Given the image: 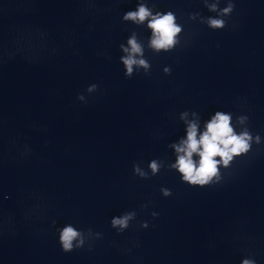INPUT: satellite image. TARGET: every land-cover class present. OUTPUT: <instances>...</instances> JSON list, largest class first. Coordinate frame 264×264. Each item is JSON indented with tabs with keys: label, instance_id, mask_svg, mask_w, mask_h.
Here are the masks:
<instances>
[{
	"label": "clouds",
	"instance_id": "obj_1",
	"mask_svg": "<svg viewBox=\"0 0 264 264\" xmlns=\"http://www.w3.org/2000/svg\"><path fill=\"white\" fill-rule=\"evenodd\" d=\"M203 2L210 12L217 13V15L205 18L199 13H191L189 19L195 20L199 17L202 23H206L209 28L214 30L225 28L227 24L225 17L230 16L235 7L232 0H227V4L223 8L219 7L220 0H214L213 3H209L208 0H203ZM154 9L155 5L149 7L147 0H138L135 10L127 11L122 19L125 22L131 21L137 26L146 25V28L151 32L148 47L155 53L172 51L180 43L179 36L183 31V26L178 23L177 16L173 11L162 12ZM120 48L125 53L120 59L124 65L126 77L132 76L134 68H143L145 73L148 72L151 65L144 58V46L135 32L128 37L127 46L121 44ZM170 71L171 69L168 67L164 69L166 74H169ZM97 87L93 84L88 87L87 91L93 92ZM78 99L83 100V95H80ZM189 114V111L180 114V119L186 125V136L181 138L178 143L169 145L174 149L176 155L175 163L170 164L169 168L178 172L181 180L190 186L204 187L212 183H219L221 168L227 169L234 158L247 154L253 143H261V137L253 136L247 127L237 131L233 124V115L230 112L216 111L204 123L203 131L200 130L198 113L191 112L193 119H188ZM247 120V116L236 117V123L239 125H246ZM148 167L151 174L155 176L160 172L163 163L153 159ZM133 172L144 179L150 178L138 164L133 165ZM161 192L165 197L172 194L167 188H161ZM153 215L157 214L153 213ZM134 216L135 213L130 212L120 217H114L111 220V226L123 231L129 227V221ZM142 226L147 227V224ZM58 232L62 251L66 253L83 248L86 244V233L92 234L91 229L85 233L72 224H66L58 229ZM95 235L99 238L101 234L95 233ZM241 264H256V261L252 258H244Z\"/></svg>",
	"mask_w": 264,
	"mask_h": 264
}]
</instances>
